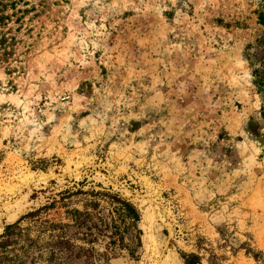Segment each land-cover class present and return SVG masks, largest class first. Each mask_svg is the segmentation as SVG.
<instances>
[{
  "label": "rangeland",
  "instance_id": "rangeland-1",
  "mask_svg": "<svg viewBox=\"0 0 264 264\" xmlns=\"http://www.w3.org/2000/svg\"><path fill=\"white\" fill-rule=\"evenodd\" d=\"M11 1L0 232L110 191L141 245L108 264H264V0Z\"/></svg>",
  "mask_w": 264,
  "mask_h": 264
},
{
  "label": "trees",
  "instance_id": "trees-1",
  "mask_svg": "<svg viewBox=\"0 0 264 264\" xmlns=\"http://www.w3.org/2000/svg\"><path fill=\"white\" fill-rule=\"evenodd\" d=\"M19 11L24 12L16 9L15 1L0 0V63H9L14 41V36L6 35L11 28L6 32L3 28ZM258 19L264 25V8ZM94 195L109 200L113 208L108 215H102L98 203L92 202L91 210L67 209V222L40 215L42 210L54 208L53 200L5 224L0 232V264H108L120 249L135 256L141 245L136 206L117 192L97 191ZM183 258L185 264L198 263L193 254Z\"/></svg>",
  "mask_w": 264,
  "mask_h": 264
}]
</instances>
